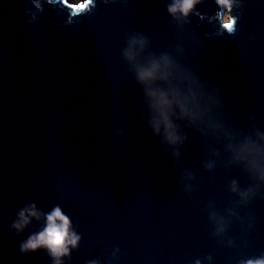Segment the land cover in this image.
Returning <instances> with one entry per match:
<instances>
[{"label":"water","instance_id":"1","mask_svg":"<svg viewBox=\"0 0 264 264\" xmlns=\"http://www.w3.org/2000/svg\"><path fill=\"white\" fill-rule=\"evenodd\" d=\"M177 3L0 0V264L264 261V0Z\"/></svg>","mask_w":264,"mask_h":264},{"label":"clouds","instance_id":"2","mask_svg":"<svg viewBox=\"0 0 264 264\" xmlns=\"http://www.w3.org/2000/svg\"><path fill=\"white\" fill-rule=\"evenodd\" d=\"M196 0H178L177 5L170 8V11L176 12L177 10L183 11L185 14L188 13L190 9H192ZM220 3L226 4L227 0H219ZM73 7H83V5H72ZM226 27H231L229 21L226 20ZM144 76H151V73H145ZM166 120V117H165ZM171 128V125H168ZM170 139L173 137L170 134ZM34 214V213H33ZM48 224L45 230L39 233L37 236L32 237L27 244L24 246L27 248L35 249L40 245H46L53 254L59 255L63 254L67 251L64 247L65 240L68 237V226H69V219L62 213V211L57 208L55 209L50 215L47 217ZM59 221V223H58ZM76 237L69 241L72 244L76 243ZM249 264H253V262H249ZM255 264H264V261H257Z\"/></svg>","mask_w":264,"mask_h":264},{"label":"rangeland","instance_id":"3","mask_svg":"<svg viewBox=\"0 0 264 264\" xmlns=\"http://www.w3.org/2000/svg\"><path fill=\"white\" fill-rule=\"evenodd\" d=\"M70 3H73V4H82L84 3L86 0H68ZM227 16V15H226Z\"/></svg>","mask_w":264,"mask_h":264},{"label":"trees","instance_id":"4","mask_svg":"<svg viewBox=\"0 0 264 264\" xmlns=\"http://www.w3.org/2000/svg\"><path fill=\"white\" fill-rule=\"evenodd\" d=\"M228 19V17L227 16H225V20H227Z\"/></svg>","mask_w":264,"mask_h":264}]
</instances>
